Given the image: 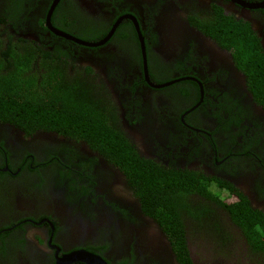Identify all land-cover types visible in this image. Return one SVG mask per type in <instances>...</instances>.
I'll return each instance as SVG.
<instances>
[{
	"label": "flooded vegetation",
	"instance_id": "1",
	"mask_svg": "<svg viewBox=\"0 0 264 264\" xmlns=\"http://www.w3.org/2000/svg\"><path fill=\"white\" fill-rule=\"evenodd\" d=\"M237 28L264 57V0H0L4 74L28 61L130 149L0 119V264H264V68Z\"/></svg>",
	"mask_w": 264,
	"mask_h": 264
},
{
	"label": "trees",
	"instance_id": "2",
	"mask_svg": "<svg viewBox=\"0 0 264 264\" xmlns=\"http://www.w3.org/2000/svg\"><path fill=\"white\" fill-rule=\"evenodd\" d=\"M244 32L242 28L235 29L232 44L251 58L254 68L261 70L264 67L260 59L264 57L258 49H253L251 40L248 43L249 38ZM22 62V60L16 61L15 64L9 62L10 65L14 64L13 70L4 74L5 61L0 60V119L10 120L27 132L38 129L71 131L96 148L105 150L113 159L117 156L122 157L130 150L118 133L102 122L100 116L95 113L84 116L87 107L78 102L74 91L72 93L68 89L58 88V81L55 85L52 76L45 77L40 88L37 74L35 72L30 74L32 67L29 62L27 61L25 65ZM119 151H122L121 155H118ZM119 162L118 165L129 166L128 169L131 170L132 164L129 161L125 163L123 159L122 164ZM144 183L148 184V179H145ZM162 184L163 182L160 183Z\"/></svg>",
	"mask_w": 264,
	"mask_h": 264
},
{
	"label": "water",
	"instance_id": "3",
	"mask_svg": "<svg viewBox=\"0 0 264 264\" xmlns=\"http://www.w3.org/2000/svg\"><path fill=\"white\" fill-rule=\"evenodd\" d=\"M69 39H72L73 41L84 45V46H96V45H91L87 44L84 42H81L79 40H76L74 38H71L69 36H66ZM78 263H83V264H108L105 260H103L102 257L99 255L90 253L88 251L82 250V251H77L73 252L71 254H66L62 257H56V264H78Z\"/></svg>",
	"mask_w": 264,
	"mask_h": 264
}]
</instances>
